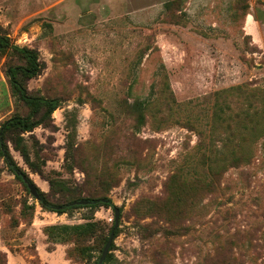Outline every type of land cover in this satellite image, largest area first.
I'll use <instances>...</instances> for the list:
<instances>
[{
	"label": "rangeland",
	"instance_id": "374dc122",
	"mask_svg": "<svg viewBox=\"0 0 264 264\" xmlns=\"http://www.w3.org/2000/svg\"><path fill=\"white\" fill-rule=\"evenodd\" d=\"M0 33L59 100L9 151L50 201L111 199L103 264H264V0H0ZM23 64L0 51V123L30 112L6 75ZM113 217L44 209L0 156V264H93ZM90 221L79 252L59 226Z\"/></svg>",
	"mask_w": 264,
	"mask_h": 264
},
{
	"label": "trees",
	"instance_id": "16d2710c",
	"mask_svg": "<svg viewBox=\"0 0 264 264\" xmlns=\"http://www.w3.org/2000/svg\"><path fill=\"white\" fill-rule=\"evenodd\" d=\"M5 49H11L17 52L23 57L25 61V64L23 65L8 66L6 70V75L8 77L11 91L16 94L19 99H21L28 106L30 112L28 115L13 114L12 116L8 117L0 123V156L2 157L8 170L14 175L16 179H18L27 188L25 181L27 180L31 183L32 181L28 177L26 172L13 159L6 143V137L10 133L31 131L33 128L45 124L51 118L52 112L59 106V100L56 97H46L30 93L24 85L23 80L19 78V76L32 77L38 73L40 65L37 59L36 52L34 50L26 46H20L16 43H13L6 34L0 33V51ZM201 173L203 175H200L201 181L206 182L208 186H212V189H214L215 183L218 180L217 171L207 165L202 169ZM206 176H209V179L207 181L205 180ZM36 190L38 196L37 198H35V196L33 197L37 199L39 204L44 209L57 213H62L67 211L68 209L75 207H96L99 205L111 207L112 209L116 207L112 203L111 199L107 196L75 197L61 202H53L47 199L44 192L40 191L37 188ZM80 198H86L91 200L92 202L88 204L71 203L73 200ZM95 226L96 222L90 221L74 225H62L59 226V228H63L64 230L66 229V232L70 233L68 235L72 237L74 243L76 244V247L79 249V252H81L85 250L84 242L86 237L94 232ZM111 232L113 233V237L117 233V226L114 227V217L107 229V234L101 238L99 254L94 260L93 264H97V260L101 254L103 246ZM112 245L113 242H111L110 247ZM108 252L103 262L107 258ZM66 253L70 255L68 251ZM103 262L100 264H103Z\"/></svg>",
	"mask_w": 264,
	"mask_h": 264
},
{
	"label": "water",
	"instance_id": "95a60500",
	"mask_svg": "<svg viewBox=\"0 0 264 264\" xmlns=\"http://www.w3.org/2000/svg\"><path fill=\"white\" fill-rule=\"evenodd\" d=\"M26 182V185H27V188L29 190V192L32 194V196H35V198H37L38 196V193H37V190L35 188V186L29 182V181H25ZM92 202L91 200L89 199H86V198H80V199H76V200H73L71 203L73 204H88ZM113 212H114V227H116L118 225V209L117 207H114L113 208ZM112 239H113V233L111 232L103 246V249L101 251V254L97 260V264H100L103 262L108 250H109V247H110V244L112 242Z\"/></svg>",
	"mask_w": 264,
	"mask_h": 264
}]
</instances>
